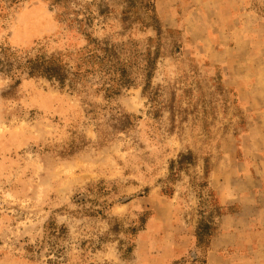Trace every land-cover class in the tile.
<instances>
[{
	"label": "rangeland",
	"instance_id": "rangeland-1",
	"mask_svg": "<svg viewBox=\"0 0 264 264\" xmlns=\"http://www.w3.org/2000/svg\"><path fill=\"white\" fill-rule=\"evenodd\" d=\"M154 5L142 24L124 0H0V264H206L228 170L264 182V0ZM85 33L127 60L117 93L36 69Z\"/></svg>",
	"mask_w": 264,
	"mask_h": 264
},
{
	"label": "crops",
	"instance_id": "crops-1",
	"mask_svg": "<svg viewBox=\"0 0 264 264\" xmlns=\"http://www.w3.org/2000/svg\"><path fill=\"white\" fill-rule=\"evenodd\" d=\"M236 166L237 171L227 172L232 183L222 184L219 191L222 205L236 204L238 210L219 220L221 232L206 264H264V182L243 161Z\"/></svg>",
	"mask_w": 264,
	"mask_h": 264
},
{
	"label": "trees",
	"instance_id": "trees-1",
	"mask_svg": "<svg viewBox=\"0 0 264 264\" xmlns=\"http://www.w3.org/2000/svg\"><path fill=\"white\" fill-rule=\"evenodd\" d=\"M124 2L127 3V6L124 7L122 11L125 15V20L133 15L134 23L143 24L144 20L137 15L141 8H144L154 16L156 15L154 0H124ZM157 32L159 39L157 41L159 43L158 48L154 52L148 50L142 55L146 65L143 71L148 79V84L151 81L159 58L165 55L160 45L163 32L159 29ZM86 37L87 44L76 53L69 54L67 60H65L61 54H59V56L52 55L48 58L41 57L37 61L39 65H35L38 67L36 69L48 77L58 79L60 82L65 81L67 71H73L75 74L85 77L96 76L98 73H103L108 77L106 91L109 95L117 93L122 86L131 83L130 68H126L128 62L122 59V54L118 53L116 44L111 42V40H99L89 34H86ZM175 49H179L180 51L181 46H175ZM129 119V115H124L122 120L123 126L120 130L123 131L127 128ZM181 163H183V161Z\"/></svg>",
	"mask_w": 264,
	"mask_h": 264
}]
</instances>
